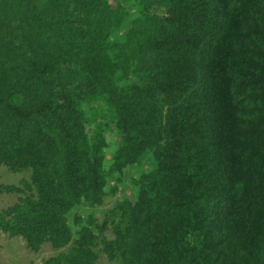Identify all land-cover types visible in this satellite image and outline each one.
Instances as JSON below:
<instances>
[{"label":"trees","instance_id":"trees-1","mask_svg":"<svg viewBox=\"0 0 264 264\" xmlns=\"http://www.w3.org/2000/svg\"><path fill=\"white\" fill-rule=\"evenodd\" d=\"M132 2L0 0V164L30 173L0 226L94 264L68 213L140 166L99 227L119 264H264V0Z\"/></svg>","mask_w":264,"mask_h":264},{"label":"rangeland","instance_id":"rangeland-1","mask_svg":"<svg viewBox=\"0 0 264 264\" xmlns=\"http://www.w3.org/2000/svg\"><path fill=\"white\" fill-rule=\"evenodd\" d=\"M110 3L115 4L116 0H108ZM123 4L129 7L131 10L133 7H137L133 4L132 0H119ZM129 22H125L116 34L113 35L115 40L123 39L125 31H127ZM108 145L106 147V163L107 165L112 164V154L116 148V142L118 141V136L112 127L108 128L106 133ZM145 165V164H144ZM140 166H134L132 169L128 168L124 172V177L121 181H116L114 176L107 179V184L104 186V195L102 197L101 204H96L94 206L90 205H80L74 208L68 213L70 223L73 222L74 218H78L80 225L87 227L92 234L97 237L95 239L94 251L97 253V258L94 264H119L117 259L109 256L102 248L103 243L97 245L98 240H100V225L103 223L106 216L110 214V210L122 199L134 202L135 197V187L132 183L133 178L138 173ZM30 173L28 170L22 171H11L5 165L0 164V213H3L6 209L11 207L15 202H19L23 194L17 191H5L1 190V185H14L22 186V182L29 180ZM90 222L89 219H92ZM77 221V222H78ZM90 223H93L90 224ZM77 227L73 222L71 229L75 230ZM105 235L113 239L115 237L114 228L112 225H107L104 228ZM72 246V241L69 244L61 247L54 248L50 242H42L38 247L33 248L29 246L21 234H13L6 232L0 226V264H73L71 261L68 262L64 257H60L62 253L70 254V248ZM103 250V251H102ZM69 251V252H68ZM67 252V253H66ZM73 253L71 252V257ZM58 258V263L54 260ZM64 258V260H63ZM78 258L75 254L74 259Z\"/></svg>","mask_w":264,"mask_h":264}]
</instances>
